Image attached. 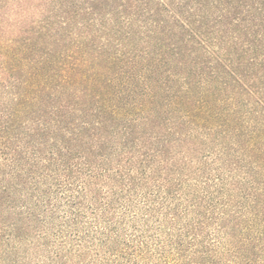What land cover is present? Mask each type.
I'll list each match as a JSON object with an SVG mask.
<instances>
[{"label":"trees","instance_id":"trees-1","mask_svg":"<svg viewBox=\"0 0 264 264\" xmlns=\"http://www.w3.org/2000/svg\"><path fill=\"white\" fill-rule=\"evenodd\" d=\"M0 264H264V0H0Z\"/></svg>","mask_w":264,"mask_h":264}]
</instances>
